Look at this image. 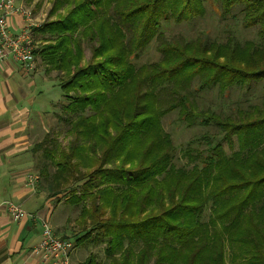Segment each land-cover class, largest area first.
<instances>
[{
	"label": "trees",
	"instance_id": "16d2710c",
	"mask_svg": "<svg viewBox=\"0 0 264 264\" xmlns=\"http://www.w3.org/2000/svg\"><path fill=\"white\" fill-rule=\"evenodd\" d=\"M215 1L222 14L239 7L242 27L255 28L256 36L243 44L228 37L224 44L198 39L167 48L163 45V62L168 58L177 62L158 67L156 78L166 86L162 94L174 100L171 109H178L179 118L188 126L197 123L212 129L197 138L200 147L183 151L186 163L179 167L172 163L173 147L161 133L158 120L163 110L155 111L157 99L152 92L144 95L153 101L137 107V98H143V94L138 90L130 94L131 112L121 107L110 121L108 92L128 81L133 72L135 79L136 73L144 70L143 65L137 69L128 64L127 58L155 39L161 22L172 19L179 24L199 18L204 0H54L50 14L60 7L63 12L57 13L56 21H47L32 32L33 40L37 34L41 37L35 55L46 70L64 76L72 73L67 81L58 82L66 101L58 111L68 117L67 134L75 141L80 137L82 142L78 153L74 151L76 143L69 142L68 150L60 151L53 163L51 150H40L48 143L46 133L30 148L33 159L40 154L38 179L45 184L47 199L70 189L71 185L62 189L63 181L74 184L71 197L76 202H88L80 210L82 221L85 218L82 228L89 225L88 220L91 224L75 243L99 244L104 239L105 253L111 258L108 264H143L146 259H152V264H226L227 258V264H264V228L259 218L264 214V116L258 113L259 117L247 121L245 112L237 119L209 110L196 112L187 95L181 93L182 82L195 77L200 90L217 86L228 91L264 82V0ZM127 31L132 33L130 40ZM82 39L98 43L91 46L90 59L100 58L102 62L75 71L83 60ZM43 43L46 45L41 46ZM127 44L134 47L129 49ZM241 50L246 51L247 59L234 65V54ZM223 58L226 60L222 63L219 59ZM169 67L164 71L168 74L164 82L163 70ZM179 73L184 80L175 81ZM103 114L105 122L96 123ZM152 127L158 129L160 139H153L136 161L130 159L129 151L120 157L126 142L143 136V132L145 135ZM98 131V140L104 143L105 135L109 142L95 162L99 166L110 160L115 164L113 158L120 159L122 165L136 162L138 168L131 169L129 176L123 169L115 173L91 169L93 160H83V154L95 153L97 141L93 137ZM223 144L231 148L229 154L222 150ZM49 163L54 168L51 175ZM139 194V204L127 211V203ZM207 209L209 215L203 222L201 215ZM133 216L139 221L126 219ZM92 234L96 235L91 238ZM134 244H140L135 263L130 259ZM233 244H240L242 249H230ZM121 249H125L121 258H115L113 254ZM78 264L97 263L89 255Z\"/></svg>",
	"mask_w": 264,
	"mask_h": 264
},
{
	"label": "rangeland",
	"instance_id": "374dc122",
	"mask_svg": "<svg viewBox=\"0 0 264 264\" xmlns=\"http://www.w3.org/2000/svg\"><path fill=\"white\" fill-rule=\"evenodd\" d=\"M126 0H121V2ZM143 2V0H141ZM22 3L25 7H27L31 11V15L33 19L36 21L37 27L43 25V23L47 21H56L57 13H62L63 10L60 7L57 9L55 13L50 14V11L53 7L54 0H22ZM204 12L203 15L199 18H196L192 21H185L177 24L172 19H168L166 21L161 22V28L159 34L155 37L153 41H151L147 46L142 47L135 56H129L127 58V63L135 66L137 69L141 68L143 65L144 70L136 73V78H134V73L131 75L130 79L123 83L119 87H113V90L108 92L109 94V112L108 120H113L117 115L118 111L122 109L128 112H131L133 109V103L131 101L132 93L138 90L140 95L143 94V98H137V102L135 103V107L144 106L146 103H149L153 100H150L144 93L152 92V97L157 99V103H155V111L163 110L162 116L159 117L158 124L161 129V133L168 137V141L173 147V158L172 163L175 167H179L185 165L186 159L183 158V151L190 148L200 147L199 143H197V138L203 135L204 133L212 132V129L208 127H202L195 123L192 126H188L186 122L179 118V110L171 109V105L174 100L171 97L162 94L163 90L166 88L164 83H161L156 75L158 74V70L160 66L168 67L172 63H176L177 60L172 58H168L165 62V55L163 54L162 47L166 45L165 48L169 46H173L171 44H177L182 41H195L200 39L201 41H210V42H219L224 44L227 38L235 39L239 44H243L244 42L253 41L255 39V28L245 29L242 27V13L240 8L232 9L228 14H222L217 1L215 0H204ZM36 35V34H35ZM132 33L127 31V40L131 39ZM34 40L36 46L38 47L40 35L34 36ZM82 62L75 67V71L86 67L88 64H95L98 62H102V59L96 58L94 60L90 59L91 57V46L96 47L98 43L96 41L89 43L87 40L82 39ZM46 45L43 43L41 46ZM134 47V44H131ZM130 44H127V48L130 49ZM37 57V59H36ZM35 57V65L38 73L37 74H29L24 75L19 78H12L11 81L19 87H25L26 83L31 84L34 87V95L37 97L38 104H40L41 108H43L44 112V122L42 129L37 131V135L34 143L31 145V148L37 142H40L46 133H48V143L43 145V148L40 149L43 151L44 149L51 150L50 158H52V162L55 163L58 158V154L60 151H67L69 142H75V153H78L81 146V138L79 137L76 141L75 138L68 135L66 132V120L68 117H64L60 111H58L60 104H64L65 98L62 97V93L58 86V82H65L72 75V73H67L65 76L57 71H47L45 65H42L40 58L38 55ZM247 59L246 51L241 50V52L235 53L233 57V64L239 65L243 62V60ZM225 58L219 59L220 62H225ZM127 64V65H128ZM163 69V68H160ZM169 68L163 70L162 80L165 82V79L168 77V74H164V71H167ZM31 73V72H30ZM180 73L174 78L177 80H184V76L179 77ZM23 79V80H21ZM143 80V82H142ZM143 83V85H142ZM159 83V84H158ZM21 84V85H18ZM264 82H253L247 88L245 86H235L228 91L219 90L217 86L212 87L207 90L199 89L198 83L195 78H189L187 83L182 82L181 93L186 94L189 102L194 107V109L199 112L201 111H214L215 114H224V118L233 117L234 119L240 118L241 114L245 112L244 115L247 116V121L253 120L259 117L258 113L261 116H264ZM137 85H139L137 87ZM36 88V89H35ZM137 88V89H136ZM147 92V93H148ZM138 95V96H140ZM171 99V100H170ZM124 106V107H123ZM253 107H255L253 109ZM260 108V109H259ZM171 109V110H170ZM58 112L57 115L53 113ZM60 113V114H59ZM60 115V116H59ZM62 115V116H61ZM146 114L143 113L142 117H145ZM229 116V117H228ZM64 121H63V120ZM105 114L99 116L95 120L96 123H104ZM141 117L136 118V122L139 121ZM99 131L93 137V140L97 141V146L95 153L91 152L87 155L83 154V160L88 161L92 159V167L91 169H97L98 171H106V172H119L120 169H123L127 172L126 175H130L131 169H136V162H127V164H121L120 159H114L115 164L110 160L106 162L104 165H98V162H95L96 155L102 156L103 150L108 146V138L104 137V143L98 140ZM109 135H112V131L107 130ZM160 139L158 129L156 127H152L147 131V133L143 136H139L137 139L133 141H128L124 145V149L119 152L120 157L122 158L126 151H129V157L132 161H136L139 156L147 149L149 144L153 142V139ZM234 141V150L237 149L238 145ZM87 142L83 143L86 145ZM68 147V148H67ZM229 149L227 145L223 144L222 150L225 153L229 154ZM39 151V153L41 152ZM87 151V150H86ZM88 152V151H87ZM113 152L117 153V149L114 148ZM40 154H35V159H33V174L39 177V168L41 165L37 164V162H41V160L37 161V156ZM48 168V175L54 172V168H52L51 163ZM122 167V168H120ZM73 181V180H71ZM62 189L69 186L71 189L74 184H70L68 181L62 182ZM34 187L43 192L47 197V191L45 190V184L40 179L35 183ZM77 190H80V186L76 187ZM68 189V188H67ZM69 190H63L56 197L50 200L51 207L54 208V214L51 221H46L53 233L57 237H63L71 240L73 244L75 243V239L81 237L83 234V229L90 230L89 225L90 222L88 220V226L82 228V223L85 218H82L80 215V210L83 205H88V202L81 200L80 202H76L77 199L71 197V192ZM79 191H77L76 196H78ZM56 198H58L56 200ZM140 194L134 199L127 203V211H131L139 204ZM56 206V207H55ZM209 215V209L204 211L201 215V220L204 222L207 220ZM143 216H141L142 218ZM261 220V227L264 228V214L259 216ZM119 217H116L118 220ZM127 220H132L133 222L139 221L137 216H133L132 218ZM64 233L60 235V233ZM96 234H92L91 238ZM90 241V240H89ZM242 249L240 244L232 245V248ZM133 255L130 256V259L135 262H138V257H135V254L140 248V244H134ZM76 251V262L74 264L81 263L86 257L93 256L94 261L97 264H108L110 262V257L106 255V243L104 239H102L101 243L95 244L94 242L84 241L81 243H75L73 252ZM125 249H121L120 251L113 254L115 258H121L120 255L123 253ZM72 252V253H73ZM227 253V252H226ZM174 257V256H173ZM172 260L178 262L177 257ZM227 258V257H226ZM228 259V258H227ZM226 259V264L229 261ZM143 264H152V259L144 260Z\"/></svg>",
	"mask_w": 264,
	"mask_h": 264
},
{
	"label": "crops",
	"instance_id": "0c3cea01",
	"mask_svg": "<svg viewBox=\"0 0 264 264\" xmlns=\"http://www.w3.org/2000/svg\"><path fill=\"white\" fill-rule=\"evenodd\" d=\"M20 23L19 16L10 17L9 30L17 32ZM37 73V69L29 72ZM24 75L27 73L11 61L0 65V264H50L42 259L36 247L41 237L40 222L51 221L54 208L43 192L26 185L28 175L33 174L30 148L46 115L34 88H30L33 85L26 83L25 87H19L11 81ZM6 201L20 205L31 217L16 219L6 209ZM76 258L74 251L70 264Z\"/></svg>",
	"mask_w": 264,
	"mask_h": 264
},
{
	"label": "built area",
	"instance_id": "2783aa9c",
	"mask_svg": "<svg viewBox=\"0 0 264 264\" xmlns=\"http://www.w3.org/2000/svg\"><path fill=\"white\" fill-rule=\"evenodd\" d=\"M12 16L21 18L17 32L9 30L8 20ZM36 27L31 11L23 5L22 0H0V65L11 61L25 73L35 70L37 46L32 32ZM37 181L38 177L30 174L26 185L34 188ZM4 205L16 219L31 217L18 204L6 201ZM40 223L41 237L36 250L41 253L42 259L50 264H70V256L74 250L73 242L67 238L57 237L46 221L41 220Z\"/></svg>",
	"mask_w": 264,
	"mask_h": 264
}]
</instances>
